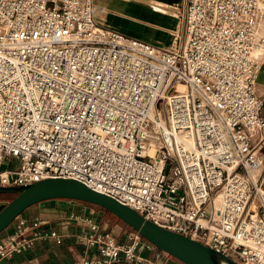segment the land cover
I'll list each match as a JSON object with an SVG mask.
<instances>
[{
	"label": "built area",
	"instance_id": "obj_1",
	"mask_svg": "<svg viewBox=\"0 0 264 264\" xmlns=\"http://www.w3.org/2000/svg\"><path fill=\"white\" fill-rule=\"evenodd\" d=\"M181 20L182 35L158 47L99 25L93 0H0V186L72 178L239 264H264L252 55L264 0H183ZM15 219L0 262L59 242L46 221ZM84 221L95 252L70 264H166L135 230L120 243Z\"/></svg>",
	"mask_w": 264,
	"mask_h": 264
},
{
	"label": "crops",
	"instance_id": "obj_2",
	"mask_svg": "<svg viewBox=\"0 0 264 264\" xmlns=\"http://www.w3.org/2000/svg\"><path fill=\"white\" fill-rule=\"evenodd\" d=\"M182 8L183 0H93V16L99 25L158 47H166L182 35ZM258 33H264V29ZM258 76L256 90L264 101V65ZM90 213L89 204L73 199H50L31 205L18 217L28 226L36 221H46L40 228L55 231L60 236L59 242L53 238L38 239L30 249L6 258L0 264H70L82 255L94 254L95 249L88 248L80 238L87 229L84 220L91 218ZM96 214L99 216L98 211ZM16 222L14 219L0 233V239L15 230ZM143 254L150 255L148 252ZM171 257H164L162 261L181 264ZM112 264L133 263L120 258Z\"/></svg>",
	"mask_w": 264,
	"mask_h": 264
},
{
	"label": "water",
	"instance_id": "obj_3",
	"mask_svg": "<svg viewBox=\"0 0 264 264\" xmlns=\"http://www.w3.org/2000/svg\"><path fill=\"white\" fill-rule=\"evenodd\" d=\"M2 191H20L0 209V233L26 208L50 199H73L96 204L111 212L144 239L184 264H239L188 236L163 228L134 209L96 192L72 178H46L32 184L0 186ZM103 211H99L102 215Z\"/></svg>",
	"mask_w": 264,
	"mask_h": 264
},
{
	"label": "rangeland",
	"instance_id": "obj_4",
	"mask_svg": "<svg viewBox=\"0 0 264 264\" xmlns=\"http://www.w3.org/2000/svg\"><path fill=\"white\" fill-rule=\"evenodd\" d=\"M262 35L264 36V33ZM255 55L259 59V62L261 63V67H262L264 65V45L260 46L258 48V50L255 51ZM258 80H259V76H258L257 82H258ZM7 166H8V164H6V163L3 164V167H7ZM19 192L20 191H2V192H0V198H3L0 200V208L2 207V205H5V202L11 201ZM90 207H91V213L89 215L91 217L90 219L96 221L101 226L107 228L109 230V232L118 240V242L125 243L126 240H125L124 231H129L132 229H130L128 225H126L123 221H121L118 217H116L112 213H109V212L105 213L102 218L100 217V215L98 216L96 214V212L98 211V214H99V211H102V210H100V206L90 205ZM93 217L96 219H93ZM82 243H84V242H82ZM171 258L177 260L174 257H171ZM229 258L234 260V261H237V258H235V257L230 256ZM178 262H180V261L178 260ZM180 263L184 264L182 262H180Z\"/></svg>",
	"mask_w": 264,
	"mask_h": 264
},
{
	"label": "bare ground",
	"instance_id": "obj_5",
	"mask_svg": "<svg viewBox=\"0 0 264 264\" xmlns=\"http://www.w3.org/2000/svg\"><path fill=\"white\" fill-rule=\"evenodd\" d=\"M261 28L264 29V20H260L256 24V32H255L256 45L253 47V50H252L253 56H256L255 51L258 50L260 46L264 45V36L262 35L263 33L261 35L258 33ZM216 204L219 205V199L216 200ZM221 264H227V263L225 261H221Z\"/></svg>",
	"mask_w": 264,
	"mask_h": 264
},
{
	"label": "trees",
	"instance_id": "obj_6",
	"mask_svg": "<svg viewBox=\"0 0 264 264\" xmlns=\"http://www.w3.org/2000/svg\"><path fill=\"white\" fill-rule=\"evenodd\" d=\"M85 203H87V204H89V205H96V204H92V203H88V202H85ZM97 206H98V205H97ZM100 210L103 211L102 215H100L101 218L104 216L105 213H108V212H109V211L105 210V209L102 208V207H100ZM109 213H111V212H109ZM113 215H114V214H113ZM116 217H117V216H116ZM121 221H122V220H121ZM126 225H127V224H126ZM129 228L132 229L130 226H129ZM132 230H133V229H132Z\"/></svg>",
	"mask_w": 264,
	"mask_h": 264
}]
</instances>
